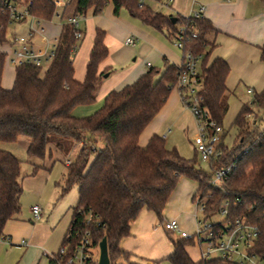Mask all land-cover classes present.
Listing matches in <instances>:
<instances>
[{
	"label": "trees",
	"instance_id": "1",
	"mask_svg": "<svg viewBox=\"0 0 264 264\" xmlns=\"http://www.w3.org/2000/svg\"><path fill=\"white\" fill-rule=\"evenodd\" d=\"M25 1H30L29 11L33 16L43 20L54 16L53 0ZM107 3L113 5L115 14L124 8L132 17L172 40L180 25L191 26L188 34L196 32L197 36H189L185 46L201 59L199 106L209 119L222 126L228 109L225 80L229 66L220 57L208 61L213 46L207 38L214 31L211 21L202 16L163 14L146 6L144 0H69L66 5L72 9L71 15L83 16L88 8L98 12ZM9 31V18L0 8V142L12 143L24 136L28 140L27 154L37 158L44 157L55 137L56 147L62 152H67L72 142L80 145L75 159L66 164L65 182L61 187V192L73 184L78 188L77 204L71 210L61 242V247L68 245V249L65 253L58 250L47 255V264H68L73 243L86 232L92 250H98L100 240L106 239L109 264H133L130 253L119 247L120 240L130 234L131 222L144 207L161 220L182 177L196 183L193 195L199 194L203 199L206 219L227 201L223 221L238 217L255 224L261 232L258 250L264 253V131L259 133L245 118L247 113H255L254 109L264 108V88L254 93L250 103L241 105L232 121L236 128L232 146L224 143L223 134L222 155L210 161L209 171H204L196 167L195 160L183 157L175 148H167L164 139L156 133L144 146L138 141L174 88L179 71L175 64H166L162 71L148 67L133 82L109 91L93 113L77 117L72 109L77 105H91L102 78L110 71H98L99 63L107 55L104 31L96 30L82 81L76 80L73 74L71 50L77 41L75 28L65 23L49 66L41 71V67L34 65H18L12 69L11 85L5 87L7 50L13 34ZM260 59L264 63V48ZM91 155L94 158L88 165ZM234 160L236 166L231 174L220 185H210L211 168ZM20 163L13 153L0 148V237L6 223L16 219L21 210ZM69 231L71 237H67ZM171 242L173 252L167 258L170 264H223L218 258L192 260L186 251L191 238H176ZM96 262L92 255L90 264Z\"/></svg>",
	"mask_w": 264,
	"mask_h": 264
},
{
	"label": "crops",
	"instance_id": "2",
	"mask_svg": "<svg viewBox=\"0 0 264 264\" xmlns=\"http://www.w3.org/2000/svg\"><path fill=\"white\" fill-rule=\"evenodd\" d=\"M165 4L176 11L180 9L178 2L175 0L169 2L166 0ZM201 6H203L201 16L209 19L214 27V31L207 35V38L213 43L208 55V61H211L215 57L223 58L229 66V72L230 68L233 67H263L264 70V63L260 59L261 49L264 48V0H189L184 5V10H182L185 11L184 14L179 15L189 16L197 12ZM56 11L62 13L64 16H68L71 15L72 9L68 5L63 6L59 4L56 6ZM58 20V17H55V24H48L46 26L49 36H54L55 38L59 36L61 25L58 24ZM79 27L82 31V37L77 42L75 52L72 53L74 78L82 81L85 77L89 54L97 29L104 31L103 42L107 47V55L99 63L98 71L106 69H110V71L102 78L95 101L91 105H77L72 109V114L77 117L93 113L102 105L104 97L109 91L117 90L133 82L148 67H156L159 71H162L166 64H175L177 66L182 58V51L174 49L173 45L171 47L168 43L169 40L162 31L143 23L138 18L132 17L124 8H121L115 14L111 3H107L98 12H94L92 7L88 8L80 20ZM128 37L135 39L134 45L125 43ZM147 63H150V66ZM227 77L225 84L228 92L230 88L227 84ZM6 82L3 85L9 87L12 83V78L7 79ZM254 86L258 90L248 86L245 91L248 88L253 90V94L261 91L264 88V77L256 81ZM178 99L180 98L176 90L175 95L171 99L168 96L161 110L174 106ZM159 112L140 134L138 141L141 146H144L149 137L156 133L152 130V127L159 121ZM147 127L149 129L146 131ZM183 182L189 183L185 179ZM183 182L179 183V186L184 185ZM196 188V183L192 181L187 185L184 192L185 199L190 198L192 204ZM169 202L170 198L167 204ZM193 214L194 210L191 215L195 223ZM19 218L20 216L18 215L16 219L6 223L3 236L10 238L11 242L5 243L11 246L23 247L24 254L32 250L36 253V250L31 246L35 243L32 232L34 230L33 222L30 221L28 223ZM156 219L157 217L154 212L147 210L145 207L142 208L138 216L130 224V234L120 240L119 247L130 253L131 262L138 239L156 232ZM178 223L186 231L184 222L179 220ZM20 240H24L25 244H20ZM170 246L159 258L147 260L146 264L149 262L158 264V260L168 258L173 252V247L172 245ZM186 251L189 254L187 246ZM198 252L197 258L194 259L189 254L190 258L194 261L201 259L199 246ZM52 253L45 254L46 264L47 255Z\"/></svg>",
	"mask_w": 264,
	"mask_h": 264
},
{
	"label": "rangeland",
	"instance_id": "3",
	"mask_svg": "<svg viewBox=\"0 0 264 264\" xmlns=\"http://www.w3.org/2000/svg\"><path fill=\"white\" fill-rule=\"evenodd\" d=\"M175 1L178 2L180 7L178 11L171 9L169 5L167 6L165 4L166 0H144V3L152 10L160 11L163 14L171 13L176 15L177 12L178 14H184L185 11L182 10H184V5L189 0ZM26 27L24 24L15 25L9 32H15L18 35L23 33ZM167 39L172 47V39L168 37ZM173 47L180 51L174 45ZM12 68L8 63L5 64L4 84L7 83V79L12 78ZM44 69L45 67L41 71ZM198 70H200V67H198ZM263 77V67L230 68L227 77V84L230 88V91L227 92L228 109L222 120V128L225 134L224 143L228 147L232 146L236 135V128L232 125V121L241 105L250 103L254 95L246 93L245 89L251 86L258 90L254 86L255 82ZM175 92L176 89L174 88L172 94L170 93L169 95L170 99L175 95ZM254 112L260 117V120L257 121V127L263 128L264 108L254 109ZM158 115H160L159 121L152 127V130L160 136L164 133L166 134L164 138L165 146L167 148H175L183 157L195 160L196 167L209 171V163L202 161L194 150L192 138L196 135L197 128L191 111L178 99L174 106L163 108ZM148 129L147 127L146 131ZM55 139L57 138H53L52 142L48 144L43 158L27 154L28 140L24 136H19L12 143L0 142L1 149L10 151L21 161L19 178L22 183V193L20 196L21 210L19 219L28 223L30 221L33 222L34 230L32 232L35 243L31 246L36 250V253L32 250L24 254L23 247L11 246L0 240V264H46L45 254L56 253L61 247L62 239L70 221L71 210L76 206L78 200L76 184H73L65 192H61V187L65 182L66 162H72L75 159L80 145L72 142V146L69 147L68 151L62 152L57 149ZM98 145H101V143L98 142ZM93 158L94 155L89 157L88 165ZM184 179L189 181V183L192 182V180L182 177L179 179L181 180L179 183L183 182ZM179 183L171 194L170 202L162 212L161 219L163 221L164 219L169 220L177 217L178 220L179 217V220L184 222L186 231L192 233L195 228L191 215L194 210V204L191 203L190 198L186 200L184 197L185 189L189 183L183 182L184 185L180 186ZM33 204L38 205L42 210L41 217L36 220L31 216L30 208ZM203 217L204 215L198 212V218L202 219ZM220 219H222V216L218 213L208 218V220L213 222ZM159 222L156 219L155 225ZM176 238H179L176 233H169L157 228L155 233L138 239L135 253L132 255L133 264H146L147 260L159 258L166 249L171 247V239ZM198 246L195 239H192V243L187 245L188 252L194 259L199 255ZM92 255L93 259L97 261L98 250L93 249ZM157 262L158 264H170L167 258L160 259Z\"/></svg>",
	"mask_w": 264,
	"mask_h": 264
},
{
	"label": "built area",
	"instance_id": "4",
	"mask_svg": "<svg viewBox=\"0 0 264 264\" xmlns=\"http://www.w3.org/2000/svg\"><path fill=\"white\" fill-rule=\"evenodd\" d=\"M69 0H55L57 5L65 6ZM168 2L171 0H167ZM30 1L25 0H0V8L9 18V26L12 29L15 25H26V29L21 34L10 36V43L7 50V63L12 67L22 64L34 65L36 67H48L57 46L58 37L49 36L46 31L48 24H55V17H58V24L62 25L70 23L75 28L74 37L77 39L74 43L71 52H75L77 42L82 37V31L79 27L82 16L68 15L55 11L54 16L49 20L39 19L33 16L29 11ZM203 6L191 14L194 17L201 16ZM191 26L178 27L176 35L172 40L175 47L182 51V58L177 65L179 68L177 79L174 88L177 90L180 101L191 111L196 122L197 133L192 138L194 150L200 156V159L205 162H210L218 159L222 155L223 149L221 143L223 141V128L215 121L209 119L206 111L199 106V97L197 89L200 85L199 78V63L200 55L194 54L185 46V40L191 36L195 38L196 32L188 34ZM128 45H134L135 39L128 37L125 40ZM150 66V63H147ZM248 94H253V90L248 88ZM245 118L251 122L257 131H264L263 128L257 127V121L260 120L255 113H247ZM250 118H252L250 120ZM166 134H162L161 138H165ZM69 161L66 162L68 164ZM235 160L228 165H223L217 168H211V177L209 184L218 186L226 179L235 168ZM194 204V219L196 223L195 230L189 233L182 229L177 219H164L156 225V228L163 229L169 233H176L179 238L195 239L200 247V258H218L223 264H264V253L258 250L257 241L260 236V229L250 222L242 218H235L232 221H223L227 214L228 202H222L218 214L222 219L213 222L205 217L198 218V212L204 214L205 205L199 194L192 198ZM31 216L34 220L41 217L42 210L38 205H32ZM67 237H71V232L67 233ZM0 240L11 242V239L1 236ZM20 244H25L24 240H20ZM68 245L60 247L59 252L65 253ZM92 248L88 233H83L74 243L72 254L69 256L68 264H90L92 260ZM121 264V263H117ZM148 264H156L149 262Z\"/></svg>",
	"mask_w": 264,
	"mask_h": 264
},
{
	"label": "water",
	"instance_id": "5",
	"mask_svg": "<svg viewBox=\"0 0 264 264\" xmlns=\"http://www.w3.org/2000/svg\"><path fill=\"white\" fill-rule=\"evenodd\" d=\"M174 21V19H173ZM106 75V74H105ZM96 264H109L106 239L102 238L98 243V258Z\"/></svg>",
	"mask_w": 264,
	"mask_h": 264
}]
</instances>
